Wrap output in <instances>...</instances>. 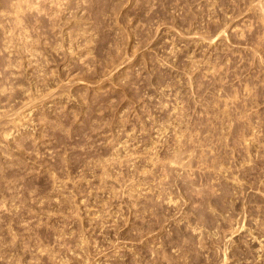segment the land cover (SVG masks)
Returning a JSON list of instances; mask_svg holds the SVG:
<instances>
[{"label":"rangeland","instance_id":"rangeland-1","mask_svg":"<svg viewBox=\"0 0 264 264\" xmlns=\"http://www.w3.org/2000/svg\"><path fill=\"white\" fill-rule=\"evenodd\" d=\"M8 1L0 264H264L259 0Z\"/></svg>","mask_w":264,"mask_h":264},{"label":"bare ground","instance_id":"bare-ground-1","mask_svg":"<svg viewBox=\"0 0 264 264\" xmlns=\"http://www.w3.org/2000/svg\"><path fill=\"white\" fill-rule=\"evenodd\" d=\"M7 1H8V0H7ZM17 1H18V2H17V5H18V6H16L17 9L14 7V11H16V10H18V9H21V8H24V7H23V4L28 2V0H17ZM36 1H37V0H35V3H36ZM53 1H54V0H53ZM8 2H9V1H8ZM32 2H33V0H32ZM32 2H31V3H32ZM37 2H38V1H37ZM54 2H55V1H54ZM12 3H14V2H12ZM14 5H15V4H14ZM7 6H8V4H7ZM10 6H11V5H10ZM24 6H26V5L24 4ZM28 6H29V5H28ZM256 6H257V12L259 13V18H261V19L263 20V22H264V0H259V4H257ZM29 7H30V6H29ZM10 8H12V7H10ZM15 9H16V10H15ZM41 9H42V8H41ZM41 9H40V10H41ZM11 10H12V9H11ZM35 10H37V9H35ZM38 10H39V7H38ZM16 12H18V11H16ZM16 14H17V13H16ZM17 16H19V15L17 14L16 17H17ZM16 20H18V17H17ZM19 21L22 22L20 19H19ZM19 21H18V22H19ZM18 22H17V24H18ZM20 22H19V23H20ZM17 24H16V25H17ZM225 24H226V23H225ZM223 27H224V26H223ZM226 27H227V26H226ZM224 28H225V27H224ZM224 28H223V30H220V31H221V32L223 31V32L225 33ZM225 30H226V29H225ZM218 33H219V32H218ZM224 33H223V34H224ZM221 34H222V33H221ZM221 34H220V36L223 35V34H222V35H221ZM218 36H219V35H218ZM214 40H215V39H213V41H214ZM213 41H212V42H213ZM196 230H197V229H196ZM200 232H201V231H200ZM256 239H257V238H256ZM257 240H258V239H257ZM261 246H262V245H261ZM259 248H260V247H259Z\"/></svg>","mask_w":264,"mask_h":264}]
</instances>
